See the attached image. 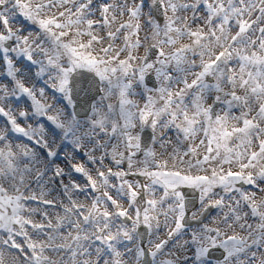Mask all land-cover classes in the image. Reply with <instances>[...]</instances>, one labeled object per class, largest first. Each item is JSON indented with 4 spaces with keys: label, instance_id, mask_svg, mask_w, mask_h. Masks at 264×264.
<instances>
[{
    "label": "snow or ice",
    "instance_id": "snow-or-ice-1",
    "mask_svg": "<svg viewBox=\"0 0 264 264\" xmlns=\"http://www.w3.org/2000/svg\"><path fill=\"white\" fill-rule=\"evenodd\" d=\"M0 264H264V0H0Z\"/></svg>",
    "mask_w": 264,
    "mask_h": 264
},
{
    "label": "rangeland",
    "instance_id": "rangeland-1",
    "mask_svg": "<svg viewBox=\"0 0 264 264\" xmlns=\"http://www.w3.org/2000/svg\"><path fill=\"white\" fill-rule=\"evenodd\" d=\"M25 63H28V62H27V61H25ZM39 86H42V83H41Z\"/></svg>",
    "mask_w": 264,
    "mask_h": 264
},
{
    "label": "bare ground",
    "instance_id": "bare-ground-1",
    "mask_svg": "<svg viewBox=\"0 0 264 264\" xmlns=\"http://www.w3.org/2000/svg\"><path fill=\"white\" fill-rule=\"evenodd\" d=\"M43 86V85H42Z\"/></svg>",
    "mask_w": 264,
    "mask_h": 264
}]
</instances>
